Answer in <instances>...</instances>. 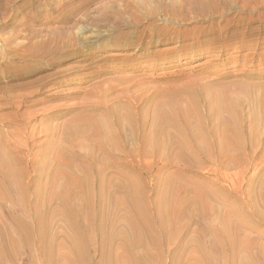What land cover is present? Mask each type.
Returning a JSON list of instances; mask_svg holds the SVG:
<instances>
[{"label":"bare ground","instance_id":"obj_1","mask_svg":"<svg viewBox=\"0 0 264 264\" xmlns=\"http://www.w3.org/2000/svg\"><path fill=\"white\" fill-rule=\"evenodd\" d=\"M151 1L155 3L153 4ZM151 1H149V3H152V7H150L152 9L150 11L148 10L149 8L145 9L144 11L141 10V14L137 13V8L135 9V5L133 4L129 8L131 11L130 16L132 15L133 19H131L129 22H125L124 20L117 23V26L120 29L127 28L129 30L117 34L113 43L109 45L100 44L99 46H102L103 48L107 46V48L109 47L110 50L115 51H131L126 57L127 60H131L136 59L141 55H149L152 53L150 49L156 46L170 45L168 49L165 50H153L154 55H157V59L161 61V63L174 61L181 56L194 60L198 59L200 55H206L208 57L206 62H210L220 59L221 53L223 50H225L224 44L221 42V39L225 36L224 34L229 33L227 35L234 37L238 27H245V31L243 30L238 33V35H240V41H242L238 47L240 49L237 51V53L234 52L235 55L232 56L237 62L240 61V57L244 59L245 55L249 54V52L246 54L243 53V51L247 50L248 48V45L244 43L245 41L248 42L246 39H248L255 31L256 27H254L253 24L255 22H261V24L264 25V21H260L262 15H264V0H174L170 2L169 5H167V3H163L162 5L160 0ZM222 1L232 2L233 4L235 3L234 6L236 7V10L242 12V14L246 13L248 20L243 23L236 20V23L231 24L230 21L232 18H226V14H222L219 9L216 10L215 8V3H222ZM157 2H160L161 4L159 3L156 8L153 7L154 5L156 6ZM167 2L169 1L167 0ZM144 5L142 6V9L146 8V6L149 4L146 2V5ZM157 16L165 17V22L163 24L160 23L161 21L159 22L160 24L156 23L155 21ZM218 18H220L221 21H224V25L220 28V30L217 28L218 31H216L217 29L214 30L210 28L208 32L205 30V26L202 27L197 25L198 23H202V21H214ZM211 25L213 26V23ZM258 39L260 40V38ZM50 41H44L40 45L36 44L38 48L36 46V48L34 47V60L36 58V65L33 66L34 69H28L24 73H21L18 72V70L16 71L11 69L9 65L7 66V63L3 68L2 78H5L7 81H16L20 80L24 76H29L31 74L36 75L43 71L54 69L65 63L66 57L74 58L82 56L79 59V61H82L91 59L93 56H95L94 52H87L89 49H93L92 46L84 50L75 49L73 51H64L62 50L65 48L63 47L64 43L61 44L60 42H55V44L53 43L54 46H50ZM115 55L110 54L105 56L104 59L107 60L115 58ZM195 66L197 65H194V67ZM75 67L76 69L72 67L74 68V70H72V74H70L71 72L63 74L65 69L62 70L61 68V70H55L56 72H52L54 75L45 74L40 77L38 76L36 81L39 82L34 86L33 89L29 85L31 88L30 90L12 92L16 86L23 87V84L20 82L19 84L15 85L12 84V86H9L11 92H7L8 95L5 94V96L3 94L4 102H2L5 104V107L7 106L6 108L11 109L12 111L7 112L6 114H0V133L3 134L2 138H4L0 139V200L5 199L9 202H15L18 201L17 199H21L25 202L24 204L26 205V208L25 210H20V214L19 212L18 214L11 213L13 218V220H11L14 223V229L12 230L21 235L20 241L26 245L27 249L30 246L31 239L34 237V235L36 234L39 237L36 247L37 253L35 254L39 263L154 264V262L157 261L156 263L158 264H236V259L238 257V259H241L239 255L243 253L244 250L245 252H248V258L251 259L248 260L247 257L244 259L242 258L241 261L238 260L239 263L237 264H264V255L261 258L258 257V254L256 255L257 252H255L259 251L257 249L258 247H256V245L259 246L258 244L255 245V243L249 241L250 243L248 245V242L247 244L246 242H241L240 248L239 244L236 243L237 240H240L237 238L239 228L250 226L245 224L246 222L243 223L241 222L242 220L239 219L240 222H236L237 224L234 223L235 225L231 227V230L230 224L232 223H230L229 219L227 220L230 224L227 221L225 222L223 219L222 221L226 223H223V225L225 224L226 227L232 231L229 238L228 236L224 235V237L220 236L221 232L220 234H216L214 236L212 234V236L209 235L208 232V237L207 234L206 236L201 234L202 232L198 234V237H196V233L194 234L196 235L194 237H187L188 233H186V231L189 230L187 227L189 225L187 224L196 220L199 221V218L197 217L200 216V214H193L191 210L189 211V200L187 201L185 199L186 197L181 194H176V191L177 193H179V190L180 192L183 191H181V186L179 184L181 182L177 183L180 186L179 190L177 189L179 186L174 187L177 189L175 190L168 183L166 186L164 185V190L161 191L164 194L159 192L161 194H158V198L155 197V205L151 203V207L147 201L144 202L145 199H143L144 201L141 200L142 198L138 200V197L143 196L142 189H136L137 186L141 184V181H139L140 179L137 180L139 181V184H136V180L132 179L133 184H135V186H133L132 182L130 181L131 178L129 179L126 176V174L133 171H140L141 173L148 171L150 167L153 168L161 161H164L165 156L170 159V153H174V155L176 154L179 158L180 156L182 157V154H184V156L189 154L190 157H196L195 161H199L197 160L199 158L200 160L205 159L208 162L214 164L215 168H213L211 171L216 176V179H224L223 176L225 175H222V173L225 172V169H234L233 167L238 168V170H236L237 173L234 170L238 177H236V174L234 176L241 180L242 173L245 169L247 170L246 164L245 167L243 165L245 160H247L245 159V156H249L248 160L251 159V161H253L256 157L255 154L257 155L260 149H262L260 148L261 146L259 145V142L262 141L264 145V138H262V140L258 141L257 143V140L259 139L257 131L258 129L264 131V121L262 122L263 118H261L262 120L260 121V118H258L259 115L255 114L257 112H254L255 116L253 115V119H250L249 115L246 116L248 120L247 123L249 122L247 127L245 125H241L242 121H237L235 118H237L236 116L242 117L243 113L245 114L246 109H248L250 106L253 107L254 97L251 96L252 85L247 83L248 81H246V79L259 77L262 71L257 70L253 73L249 71H243L239 75L241 77L240 81H234L230 83V85L226 86H220L215 83L208 85L201 82L200 77L196 78L194 76H190L189 73L182 74L181 76L184 78L186 76L191 77L187 80V83L189 84H180L178 87H170L169 89L165 88L163 93H161L163 96H165L163 97L165 99L163 100L162 98V101H157L158 103L157 105L155 104V107L153 102L154 109L152 110L150 108L152 110L150 113L151 115L148 114L150 115V119L143 118L145 116L142 118L141 116H138L140 119L137 118L135 120L134 115L131 114L133 113L131 111L135 110V106H138L140 101L144 99V95L140 96L135 94L131 96H125L124 100L126 101H124V109H126V112L123 113L121 111L122 113H119L117 111L116 105H114V101L121 96L116 94L114 95L110 89L109 91L103 88H98V90L103 91L101 92L102 94L99 93L101 95L98 94V96L96 94L95 96L94 93L92 94L91 92H88L89 94L91 93V96L89 95V97H87L88 99H86V96L84 95L81 96L83 102L76 103L81 104L88 100L86 102V109L91 112L88 115L85 113L86 117L81 115L74 116L70 119V125H68L69 123L67 124L66 121V124L59 128L62 136H70V140L71 136H74L72 139L78 137L79 141L78 139H76L77 141L74 142L71 140L72 142L70 145H72V148L60 146L62 144L57 143L58 146H56V148L54 147V150L51 149L53 147H50L49 150L44 146L46 145L47 141H52V137L58 134L56 126V132L53 127H49L46 124L45 127L42 125V127L36 128L34 126V121L37 120L36 122H38L39 127V125L41 126L44 121L49 119L55 121L65 116L66 113L71 110V105L69 104L59 103L54 105L46 104V102L47 100H57L60 98L71 97L72 93L77 94L81 92L79 91V88L78 90L74 88L72 91H69L70 89L68 88L69 90L66 92L61 91V89L60 91L56 92H48V90L52 89L48 88L49 84L52 86L61 87L70 84L77 85L85 83L86 80L83 79L82 76H74L76 74L73 73H78V70H81L80 65ZM91 73L92 71L83 74L85 76H90L92 75ZM63 76H66V78H62ZM163 77L164 76H160L159 78ZM94 86L96 87L97 85ZM95 87L94 89H96ZM44 92L48 93L44 95ZM40 95L44 96L42 97ZM148 96L150 97L151 95L148 94ZM154 96L151 98V100L154 98ZM32 97H34V99L31 102L30 98ZM82 99H80V101ZM40 103H43V106L41 105L39 108H34V106ZM149 103L152 102L150 101ZM143 106L145 107V105ZM2 108L4 109V107ZM22 108L28 109L26 115L23 112L21 113L20 110ZM82 111L80 110V112ZM141 112L142 111L138 113L141 114ZM148 112L149 110L147 113ZM225 112L228 114L225 115ZM232 114H235V118H233ZM206 115L210 116V122L206 120ZM78 119L82 122L78 123ZM125 120L126 122H124ZM148 124L150 129L148 131L143 130L141 135H138L140 137L137 139L138 143L136 142L137 144L135 145L132 142V144H134V146H132L129 143V140H131L133 137L131 136L130 138V135L126 133L125 130L127 129L131 134L135 132L138 133L137 130L145 129V127H148ZM26 130H28V135L26 134ZM4 134H7L5 135L6 137H4ZM29 137L33 139V143L31 145L28 143L30 140H32L31 138L28 142H22V139H29ZM62 139L65 138H60L61 141ZM70 140H68L69 143ZM34 141L36 143H34ZM80 141L82 143L83 141H86L83 144V148L81 147V149L84 150L81 151L74 148L78 145V143H80ZM55 143L53 142V144ZM82 143H80L81 146ZM34 144L36 146L35 148L39 150L40 154H43L42 157L46 158V162L44 161V163L53 165L51 170L49 169L48 172H45L47 169L43 170V168L41 169L42 166L38 165L41 162V156H39L38 160L34 157V152H32ZM78 148L80 149V147ZM36 153L37 151L35 154ZM40 154H36V157ZM148 156H151L152 159L148 160ZM41 159L43 161V158ZM185 159L187 160L186 156ZM74 160L79 162L80 165L79 163L74 164ZM37 161H39V163ZM186 164L187 161L184 167H187ZM41 165H43V163ZM76 165H78V167ZM242 165L244 170H242ZM44 167L46 168V166ZM75 167H77V169ZM88 168L90 171H88ZM110 173L113 175L114 173H118L123 176L125 179L124 183L121 185L114 183L112 179L113 176H110ZM87 174L89 176H87ZM107 174L108 179H105L104 176ZM45 175L51 188L49 193L46 191L47 194L42 193L44 191L41 189V184L38 183V181L43 180ZM81 177H84L83 180L85 183L91 182L93 184L94 189H92L95 192L92 196H96L95 199H92V193L90 192V196L87 195L84 197L83 200L85 199V204L82 210L76 206L78 198L82 199L83 197L81 187L84 184V181L81 180ZM138 177L140 176L138 175ZM232 177L233 175L231 178ZM243 177L245 178V176ZM176 178L177 177H175V179ZM183 178L184 177L181 179L183 180ZM41 182L42 181H40V183ZM230 184L231 183H229V186L233 185V183L232 185ZM173 185L175 186L176 184L172 183V186ZM140 186L142 187L143 184ZM50 188L48 187V189ZM170 188L172 192L175 190L174 193L178 196H176V198L173 200L170 198L171 200L169 201L165 194H168L171 191ZM233 188L235 189V187ZM247 189L249 190L248 187ZM84 190L86 189H83V191ZM90 190L88 189V191ZM186 190L188 191V189ZM186 190H184V192L187 194ZM202 190L205 192L204 188ZM201 191L197 190V192H200L199 194L203 192ZM184 192L183 194H185ZM192 192L193 191L190 193L192 194ZM197 192L193 193V195H196ZM115 193H121L122 195L112 203L111 199L114 198L113 194ZM202 194L204 195V193ZM260 194H262L261 191ZM187 195L190 197V194ZM173 196L174 194L172 197ZM196 196V200L200 199ZM200 196L201 199L206 200V198H202V195ZM206 197L210 196L207 195ZM196 200L195 203H197ZM193 202L194 201L192 200L191 203L196 205ZM201 203L205 202H200V205H198V202V209H196L198 212L200 211V213H203L206 210H203L204 208H202ZM193 205L192 207H196ZM149 206L151 207V210ZM262 206L264 205L262 204ZM40 207L47 209V212H43V209L41 208V213L43 212L44 214H39L40 212L38 213V208ZM210 207H208V209ZM258 210L261 211V209ZM258 210L257 212H259ZM208 211H210V209ZM195 212L197 213V211ZM206 212L205 215L207 216L208 214H206ZM261 214H264V210ZM22 215L26 216L25 220H23ZM194 215H196L197 219H195ZM239 215L243 216L241 214ZM57 216L63 219L73 232V235L71 236L73 238L70 237L69 239L67 236H65L67 242L69 243V247L64 248V250H62L63 253H60L58 248V252L55 250V247H58V245H55L54 236L52 237V235L49 233L48 235L44 234L46 233L47 228V223L45 224L43 222L44 219L46 217H48V219H53ZM206 216H204V218H208ZM122 218L126 220V224L124 225H127V230H124L126 228L123 229L121 226L122 224H119L121 223L120 221ZM26 220H30L31 223L27 222ZM198 221L196 222L198 223ZM196 222L194 223L196 224ZM199 224L201 225V223ZM203 224L205 225V223ZM185 226L187 227V230H184L186 234L182 232V228H185ZM206 226L207 225H205V227ZM223 230L225 231V229H222L221 231ZM1 231L0 264H14L13 257L16 253L17 246H19V241L11 235L12 232L8 230L5 232ZM8 233L10 235H8ZM5 240H7V242H4ZM197 240L200 242L198 243ZM201 240L205 242L206 248L208 249L203 247L204 243ZM246 240L244 239V241ZM44 241L49 245L48 249L45 247L46 244ZM250 244L255 247L250 246ZM192 246H194L193 250L190 249ZM262 246L260 245V248ZM152 249H154L155 252H152ZM28 251V255H32V258L27 257V259H22V262L34 264V248H31ZM260 252H262V250H260Z\"/></svg>","mask_w":264,"mask_h":264},{"label":"rangeland","instance_id":"obj_2","mask_svg":"<svg viewBox=\"0 0 264 264\" xmlns=\"http://www.w3.org/2000/svg\"><path fill=\"white\" fill-rule=\"evenodd\" d=\"M134 1L135 0H0V97H1L0 98V114L1 115L3 113L6 114L7 112L12 111L11 109L6 108L7 106L5 107V104L3 103L4 102L3 101V94L5 96V94L8 95L7 92L8 93L11 92L9 86H12V84L13 85L19 84V82L21 84H23V87L22 86L21 87L16 86L14 88V91H12V92L30 90L31 88L33 89L34 86L39 82V81H36L38 76L40 77V76H43L45 74H53L52 72H56L58 70H61V68H62V70L65 69L63 74H67L70 72H71L70 74H72V70H74V68L76 69L75 66L80 65L81 70H78L80 73L78 72V73H73V74H76L74 76H82V78L86 80L85 83L77 84V85L70 84V85H65V86H61V87L52 86L50 84L48 85L49 86L48 88H52V89L48 90L49 93H51L52 91L53 92L54 91L55 92L60 91V89L63 92H66L69 89H70L69 91H72V90H74V88L76 90H78V88L80 89L79 90V91H81L80 93H77V94L72 93L71 97L60 98L57 100L52 99V100H47V102H46V104H54V105L59 104V103L60 104L61 103L62 104H69V105H71V107H70L71 110L68 111L65 116H63L62 118H59L55 121H53L51 119L44 121L41 124V126L39 125V127H38V122H36L37 120L34 121L35 122L34 126L36 128H40V127H42V125H44V127H45V124L49 127H53L55 129V132H56V128H57L58 134H56L54 137H52V141H50L51 143L49 141H47L46 145L44 146L45 148H48L49 150H50V147H53L51 149L54 150L56 148V146H58V144H62L60 146L71 147L72 145H70V144L72 141L73 142L77 141L76 139H78V141H79L78 137L75 139H72L74 136L73 137L71 136V140H72L71 141L70 136L69 137L62 136L59 128H61L64 124H66V121H67V124L69 123L68 125H70V119L73 118L74 116L81 115V116L86 117V114L88 115L91 112V111H88V109H86L87 108L86 102L88 101L86 99H88L87 97H89V95L91 96V93L92 94L94 93L96 96V94L98 95L99 93L103 92L101 90H98V88H103L105 90L110 89V90H112L114 95L116 94V95L121 96L117 100L114 101L115 103L113 102L114 105H116L117 111L119 113L121 111L123 113L126 112V109H124V106H125L124 101H126V100H124L125 96H131V95H135V94H138L140 96L144 95L143 96L144 99L142 101H140L142 106L139 103V105H140V106L138 105L139 108L137 109L138 106H135V108H134L135 110L131 111V112H133L131 114L134 115L135 120L138 118V116H141V118L143 116H145L143 118L150 119V115H151L150 113L154 109L153 108V102H154V107H155V104L157 105V103L159 101H162V98L165 96H163V94H161V93H163L165 88L169 89L170 87L171 88L176 87V86L178 87V86H180V84L186 85L187 80L191 77L186 76L184 78L181 75L187 74V73H189L190 76H194L196 78L200 77L201 82L206 83L208 85H212L213 83H215V84H218L220 86H226V85H230V83H232L234 81H237V82L240 81L241 77L239 75L243 71H245V72L249 71V72L253 73V72H256L257 70H261L262 72H261V75H259V77H256L253 79H246V81H248L247 83L252 85L251 86L252 87V93H251L252 95L251 96L254 97L253 107L250 106L248 109H246L245 114L243 113V115H242V117L244 116L243 118L241 116H239V117L236 116L237 118H235V116H234L235 114H232V115H233V118H235L237 121L241 120L242 121L241 125H245L246 127L248 126L247 124L249 123V122L247 123L248 120L246 117L248 115L250 116V119H253V115L255 116V114L256 115L258 114L259 117L258 116L257 117L260 118V121L262 120L261 118H263L262 122L264 121V40H263L264 39V25L261 24V22H255L253 24L254 27H256L255 31L249 37L250 39L248 38L250 41L248 39H246L248 42L245 41V43H244V44L248 45L247 46L248 48H247V50H244L243 53L246 54L249 52V54L245 55L244 59L240 57V59H239L240 61H237V62L235 61V59H233L232 56L235 55L234 52L237 53V51H239V49H240L238 47L242 41H240V35H238V33L243 31V30L245 31L246 30L245 27H238L236 29V33H235L234 37L231 35L230 36L227 35L229 33L224 34L225 38L223 37L221 39V42L224 44L225 50H223V52L221 53L220 59H218V60L206 62V60H208V57L206 55H200V57L198 59H194V60L189 59V58H184V56H181L180 58H177L174 61H168V62L161 63V61H159L157 59V55H154V51L155 50L168 49V47L170 45L156 46V47L150 49L152 53H150L149 55L145 54L144 56L143 55L138 56L136 59L127 60L126 57L129 55L128 53H130L131 51H126V50L125 51H122V50H116L115 51V50H110L109 47L107 48V46L103 48L102 46H99V45L100 44L109 45L115 41L117 34H120L126 30H129L127 28L126 29H120L117 26V23L122 22L124 20H125V22H129V21H131V19H133V16L132 15L130 16L131 11L129 9L133 4L135 5V9L137 8L136 9L137 13H140L147 8H149L148 9L149 11L152 9V8H150V7H152V3H153V1H151V0H144V1L143 0H137L135 2ZM149 1H151L152 3L150 2L151 3L150 4ZM160 1H161L162 5H163V3L164 4L167 3V5H169V3L174 1V0H171V1L168 0L169 2H167V0L166 1L160 0ZM229 1H231V0H229ZM137 2L139 3V6H138ZM146 2L149 5H147L146 8L143 7L144 9H142V6L144 4L146 5ZM159 3L157 2L156 6L154 5L153 7L156 8ZM234 4L232 2H228V1H222V3L217 2V3H215V8H216V10L219 9V11H221L222 14H224V15L226 14L225 15L226 18H229V19L232 18L230 21L231 24H234L237 21H241L243 23L246 20H248L247 14L246 13L242 14V12H239L238 10H236V7L234 6ZM126 5L129 7H127ZM223 8H224V10H223ZM233 8H235V9H233ZM225 11H227V12H225ZM146 12H148V11H146ZM129 16H130V18H129ZM255 16H253V17L256 18L257 16L256 17ZM157 17H156V21H155L156 23H159L161 21L160 23L163 24L165 22V20H164L165 17L159 16L158 18L159 19L161 18L160 20ZM253 17H251V18H253ZM260 21H262V22L264 21V15H262ZM223 22L224 21H221V19L218 18L217 20L215 19L214 21H208V22L202 21V23H198L197 25L202 26V27L205 26V30L209 32L210 28H212L214 30L218 28L220 30V28L224 25ZM209 23H211V24L213 23L214 27ZM215 25H217V26H215ZM218 29L216 31H218ZM214 35H216V34H214ZM258 38H260V40ZM47 40H49V41L51 40L49 43L50 46H54L55 42L56 43L60 42L61 44L64 43L65 45L63 44V47H65V48L62 49L64 51L65 50L73 51L75 49L84 50V49L92 46L93 49L91 48L87 52H89V53L94 52L95 56H93L91 59L82 60V61H79V59L82 56L74 57V58L73 57H71V58L66 57L65 63H63L62 65H60L54 69L43 71V72L36 74V75L31 74L29 76H24L20 80H16V81H7L5 78L4 79L2 78L3 77V73H2L3 68L6 66L7 63H8L7 66L9 65L11 67V69L16 70V71L18 70V72H21V73H24L28 69H34L33 66L36 65V61H35L36 58L34 60V56H33L34 55V47L36 46L38 48L37 45H40L42 42L47 41ZM224 41H225V43H224ZM229 42H230V44H229ZM51 44H53V45H51ZM226 44H227V46H226ZM252 48H253V50H252ZM97 50H101V51H97ZM232 50H233V52H232ZM110 54H114V55L116 54L115 58H111V59H107V60L104 59L105 56H108ZM6 58H8V59H6ZM168 59H165V60H168ZM5 61H7V62H5ZM194 65H197V66L194 67ZM12 67H14L15 69ZM72 67H74V68H72ZM89 71H92V73H91L92 75L85 76L83 74V73H87ZM66 76H68V75H66ZM66 76H63L62 78H66ZM160 76H164V77L159 78ZM179 78H182V79H179ZM73 82H75V81H73ZM99 84H100V86H99ZM102 84H103V86H102ZM187 84H189V83H187ZM29 85L31 88L29 87ZM94 85H97V86L95 87ZM93 86L97 89V91H96V89H94ZM159 91H160V93H159ZM48 92H44L45 93L44 95H46ZM88 92H91V93L89 94ZM101 94H99V95H101ZM148 94L151 96L149 97ZM154 94H155V96H154ZM160 94H161V96L159 97ZM84 95L86 96V99H85L86 101H84L85 103L76 104L79 102H83V99L81 98V96H84ZM40 96H42V95H40ZM40 96H38V97H40ZM153 96L155 99L157 97V99L155 100L153 98L151 100V98ZM147 97L150 99H148ZM33 99H34V97L30 98L31 102ZM80 99H82V100L80 101ZM164 99L165 98H163V100ZM28 100H29V98H28ZM149 100L152 103H149L150 102ZM142 102H143V104H142ZM259 103H261V104H259ZM149 104L150 105L152 104L151 105L152 107ZM41 105L43 106V103L37 104L36 106H34V108H39V106H41ZM83 105H85V106H83ZM143 105H145V107ZM2 107H4V109ZM140 108H141V110H140ZM27 110H28L27 108L26 109L22 108L20 111H21V113L23 112L26 115ZM80 110L81 111L83 110L84 112L83 111L80 112ZM148 110H149V112L147 113ZM140 111H142V112L144 111L143 112L144 114L142 112H141V114H139L138 112H140ZM254 112H257V113L254 114ZM77 113H79V114H77ZM81 113H83V114L86 113V114L83 115ZM148 114H150V115H148ZM224 114L227 115L228 113L225 112ZM206 118H207L206 120H208L210 122V116L206 115ZM138 119H140V117ZM78 121H79V119H78ZM34 122H33V124H34ZM81 122L82 121H79L78 123H81ZM124 122H126V120ZM55 126H56V128H55ZM147 126L148 127H145V129L137 130L138 133L135 132L137 135L135 133L131 134L130 131L128 132L127 129L125 130L126 133H128L130 135V136L128 135L130 138H131V136L133 137L131 140H129V143L132 146H134V144L136 145L138 143L137 139L140 138L139 136L141 135L143 130L148 131L150 129L149 124ZM241 127H243V126H241ZM124 128H125V126H124ZM146 128H147V130H146ZM69 129H70V126H69ZM257 132H258V137H259V139L257 137V139H258L257 143H258V141H260V140H262V138H264L263 137L264 131L263 130L261 131V129H258ZM26 134L28 135V130H26ZM5 135H7V134H4V137H6ZM56 136H57V138H56ZM2 137H3V134L0 133V139ZM62 137L65 139H62V141H61L60 138H62ZM30 138L31 137H29V139L28 138L24 139V140L22 139V142L23 141L28 142L30 140ZM53 138H54V140H53ZM2 139H4V138H2ZM57 140L62 142V143L58 142ZM68 140H70V143L68 142ZM55 141H56V143H55ZM81 141H80V143H82ZM53 142L55 144H53ZM85 142L86 141H83L82 146L80 143H78V145L74 148L77 150H80V151L84 150V149H81V147L83 148V146H84L83 144ZM132 142L134 144H132ZM28 143L31 145L33 143V139L30 140ZM34 143H36V142L34 141ZM259 143H260L259 145L261 146L260 148H262L258 152V154H260V155L257 154L258 155L257 156L255 154L256 157L253 161H251V159L248 160L249 156H245V159H247V160H245V163H243V165L245 167V164H246V166H247L246 168L248 171L246 169L244 170V167L242 165V170H244V172L241 175L242 176L241 180L239 178H236V177H238L236 174L237 173L236 170H238V168L233 167L234 169H232V168L231 169H225V172L222 173V175L223 174L225 175V176H223L224 179H216V176L211 171L213 168H215L214 164L208 162L205 159L200 160L199 158L197 159L199 161H195L196 157H194V158L190 157L189 154L185 155L187 158V160H186L184 154H182V157L180 156V158H179L176 154L174 155V153H170L171 154L170 159L167 156H165L164 161H161L159 164H157L153 168L150 167L148 169V171H145L142 173L140 171H133V172H129L128 174H126V176L129 179L131 178L130 181L132 182V184H133V180H136V184H139L138 182L141 181L140 183L143 184L142 187L140 186L141 184H139V186L141 188L139 186H137V188L134 187L137 190H138V188L142 189V192H143V194H142L143 196L138 197V200L141 198H142L141 200L145 199V201L144 200L143 201L144 202L147 201V203H149L151 207H152L151 203H153L155 205L154 200L156 201V198L159 197L158 194L160 195L162 193L161 191L164 190V187L166 186L167 183L170 184L173 189H175L174 187H177L180 184L181 191L182 190L183 191L180 192V190H179L180 186H179V187H177V189L179 190V193H177V191H176V194H179V195L181 194L184 197H186L185 199L187 201L189 200L188 202H190L189 203L190 205L192 204L191 203L192 200L194 201L193 203H195V200H196L195 196L200 193V192H197V190L201 191L204 188L205 192L203 190H202L203 192L201 191L202 193H204V195L201 193L198 196H196L197 198H200V199H197L198 201L196 200V202L197 203L199 202L198 205H200V202H205V203H201V205H202V208H204L203 210L207 211V212L206 211L205 212L208 215L206 216L205 212H203V213H200V211L198 212L197 203H195L196 205L192 204L193 206H196V207H192V205L190 207V205L188 204V208H189L188 210L189 211L191 210L193 212V214H200V216L197 215L198 216L197 218H199L200 222L198 220H196V221H198V223L196 221H194V222H196V224L194 222H192V223L190 222L189 224H187V225H189V226H187L189 230L186 231V233H188L187 237H191V236L194 237L196 235H197L196 237H198V234L200 232H202L201 234H203L205 236L207 234V237H208V232H209V235L212 234L213 236L216 234H220V232H221L220 236H222V237L228 236V238H229V236L232 233L231 227L233 225H235L234 223H236V222L238 223V222H240V220H242L241 222H243V223L246 222L245 224H248L250 226L239 228L237 238L240 240L239 241L237 240L236 243L239 244V247H240L241 242L242 243L246 242V244L248 242V245L250 242L255 243V245L258 244L259 246L256 245V247H258L257 249L259 251H255V252H257L256 255L258 254V257L262 258V256L264 255V253H263L264 249H262V248H264V214H261V213H263V210H264V206H262V204L264 205V203H263L264 199H262V198H264V155H263L264 154V151H263L264 145H263L262 141H260ZM47 144H50V145H47ZM35 147L36 146L34 144V148L32 149V152H34V157L37 160H38L39 156H41V158H43V161L40 158V161L43 163V165H41L42 164L41 162H40V164H38L39 161H37L38 162L37 164L42 166L41 169L42 168H43V170L47 169V170H45V172H48L49 169L51 170L53 165H51V164L48 165L47 163H44L46 158L42 157L43 154H40L39 150ZM78 147H80V149ZM34 149H35V151H34ZM36 151H37L36 154H40L37 157L35 154ZM48 153H50V152H48ZM261 153H262L263 157H262ZM187 156L189 157V159ZM183 157L185 160L183 159ZM136 158H137V156H136ZM148 158H147L148 160L152 159L151 156L150 157L148 156ZM183 160H184V162H183ZM186 161H187V164H186L187 167H184ZM74 162H75L74 164L79 163L75 160H74ZM188 164H189V166H188ZM79 165H80V163H79ZM44 166H46V168ZM49 166H50V168H49ZM76 166L78 167V165H76ZM77 167H75V168L77 169ZM234 170L236 171V173ZM88 171H90L89 168H88ZM137 173H140V174H137ZM88 174H87V176H89ZM235 174H236V177L234 176ZM109 175L113 176L112 179H113L114 183H116L117 185H121L124 183L125 179L120 174L114 173V175H113L110 173ZM138 175L140 177H138ZM232 175H233V177H232L233 179L231 178ZM243 176H245V178ZM104 177H105V179H108V174ZM134 177H136V178H134ZM175 177H177V178L175 179ZM180 177L181 178L184 177L185 179L183 178V180H182ZM229 177H230V179H229ZM81 178H82L81 180L84 181L83 180L84 177H81ZM115 178H116V180H115ZM45 179H46V175L43 178V180H40V181H42L41 183H40V181H38V183L41 184L40 186H41L42 191H44V192H42L43 194H47L51 190L50 185L47 181L48 179H46V180ZM138 179H140V180L137 181ZM179 179H181V180H179ZM228 179L229 180L232 179V180L229 181ZM238 179H239V181H238ZM119 180H120V182H119ZM219 180H221V181H219ZM179 182H181V183H179ZM172 183L176 184V185L172 186ZM177 183H179V184H177ZM197 183H198V185H197ZM229 183H231L230 185H232V183H233V185L234 184L235 185L229 186ZM84 184L81 187L83 197H82V199L78 198L77 205H76L80 210L83 209V206L85 204L84 203L85 199L83 200L84 197H86L87 195L90 196V194L92 193L91 194L92 199L96 198V196H92L95 192L93 190L94 189L93 184L91 182L85 183V181H84ZM133 186H135V184H133ZM184 186H185V188H184ZM48 187L50 189H48ZM233 187H235V189ZM247 187L249 188V190L247 189ZM87 188L89 190L92 188L93 189L88 191ZM83 189H86L87 191L86 190L83 191ZM177 189H175V190H177ZM186 189H188V191ZM191 189H193V190H191ZM250 189H252V190H250ZM170 190H171V188H170ZM175 190H173V192L171 190L168 194H165L169 201L171 200L170 198H172V200H173L176 198V196H178L174 193ZM184 190L187 191V194H190L191 198L189 197V195H187L184 192ZM190 190L193 191L192 194L190 193L191 192ZM46 191H47V193H46ZM260 191L262 194H260ZM159 192H161V193H159ZM183 192L185 194H183ZM196 192H197V194L193 195V193H196ZM251 192H252V194H251ZM0 194H1V192H0ZM106 194H107V192H106ZM162 194H164V193H162ZM173 194L175 197L174 196L172 197ZM121 195H122L121 193L113 194L114 198L111 199L112 203L117 198H120ZM169 195H170V197H169ZM200 195H202V198H206V200L201 199ZM207 195L210 197H206ZM245 195H247V196H245ZM187 197H189V198H187ZM17 200L18 201H15V202L13 201L14 203L12 201H10L11 202L10 203L9 201H7L5 199L0 200V217L2 218V219L0 218V231L2 230L1 232H5L6 230H8V231L12 232L11 235L19 241V243H18L19 246H17L16 253L13 257L14 258V261H13L14 264H17V263L18 264H27L25 262H22V259H27V257L30 258L32 256L30 254H29L30 256L28 255V252H29L28 250L31 248H34V261H33L34 264H40L39 261L37 260L38 258H36V256H35V254L37 253L36 247H37V244L39 241V237L35 234L34 237L31 239V244L29 246L30 248L28 247V249H27L26 245H24V243H22V241H20L21 235L12 230V229H14V223L12 221L13 218L11 216V213H17L18 214V212H19V214H20V210H22V209L25 210V208H26L24 201H22L21 199H17ZM20 200H21V202H20ZM259 200H260V202H259ZM203 204L205 207L203 206ZM206 204H208V205H206ZM22 206H24V207H22ZM150 206H149V208L151 210ZM254 206L255 207L257 206V207L255 208ZM208 207H210L209 208L210 211H208L209 210ZM41 208L43 209V207L38 208V213L40 212L39 214H42L44 211L47 212V209H43V212L41 213V211H42ZM53 208H54V206H53ZM149 208H148V210H149ZM192 208H194V209H192ZM258 209H261L262 212L259 211ZM193 210L197 211V213ZM215 210H216V212H215ZM257 210L259 212H257ZM249 211H250V213H249ZM252 212H254V213L256 212V213L254 214ZM239 214H241L243 216H240ZM259 214H261V215H259ZM202 215H203V217H202ZM9 216H11V217H9ZM194 216H195V219H197L196 215H194ZM204 216H206L208 218H204ZM220 216H221V218H220ZM22 217H23V220L26 219V216L22 215ZM223 219L225 222L226 221L228 222L227 219H229L230 223H232V224H230L228 222L231 225L230 226L231 230L226 227V225H225L226 223L222 221ZM236 219H238V220H236ZM122 220L124 223L122 222ZM122 220L120 221L121 223H119V224L120 225L122 224L121 226L123 227V229L126 228L124 230H127V225L126 226L124 225V224H126V220L124 218H122ZM220 220L222 221V223ZM26 221L30 222V220H26ZM43 222L45 224L46 223L48 224V225L46 224V226L50 230L49 231L46 228V233H44V234L48 235V233H49L50 235H52V237L54 236L55 245L56 244L58 245V247L57 246L55 247L56 248L55 250L57 251V248H58V251H60V253L61 252L63 253L62 250H64V248H66V247L67 248L69 247V245H68L69 243L67 242V239L65 238V236H67V238L70 239V237L73 235L72 230L67 225V223L58 216L56 218H53V219H50V218L48 219V217H46ZM202 222L205 223V225H207V226L205 227V225ZM199 223H201V225ZM223 223H225V224L223 225ZM187 227L185 226V228L184 227L182 228L183 233H185L184 230H187L186 229ZM224 227H226V228H224ZM219 228H220V230H219ZM214 229H216V230H214ZM222 229H225V231L224 230L221 231ZM227 230H229V231H227ZM189 233H191V234H189ZM195 233H196V235H194ZM8 235H10V234L8 233ZM71 238H73V237H71ZM243 238L245 240L246 239L247 240L244 241ZM201 241L203 242V240H201ZM4 242H7V240H5ZM199 242L200 241H198V243ZM203 243H204L203 247L206 248L205 242H203ZM45 244H44L45 247H47V249H48L49 245L46 242H45ZM260 245L261 246L263 245V246L260 248ZM250 246L255 247L252 244H250ZM192 247L190 249L193 250L194 246H192ZM252 247H251V249H252ZM206 249H208V248H206ZM55 250H53V251L56 252ZM152 250H151L152 252H155L154 249H152ZM260 250H262V252H260ZM244 252H245L244 250H243V253H241V251H240L241 254L239 256L241 257V259H238L239 258L238 257L236 259L237 261H235L236 264L239 263V261H241L242 258L244 259L247 257L248 260L251 259V258L250 259L248 258V255H249L248 252L247 251L245 253ZM243 254H246L247 256L243 255ZM15 261H17V262H15ZM156 262H154V264H158Z\"/></svg>","mask_w":264,"mask_h":264}]
</instances>
